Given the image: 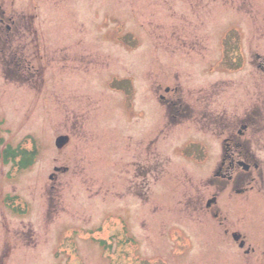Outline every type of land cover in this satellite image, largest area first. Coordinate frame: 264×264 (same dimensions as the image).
<instances>
[{"label": "rangeland", "instance_id": "374dc122", "mask_svg": "<svg viewBox=\"0 0 264 264\" xmlns=\"http://www.w3.org/2000/svg\"><path fill=\"white\" fill-rule=\"evenodd\" d=\"M0 11L1 147L36 151L22 170L0 161V264H264L260 207L241 223L254 255L184 211L201 195L183 181L206 164L175 147L181 127L157 102L169 87L195 109L211 82L216 109L264 99V0H0Z\"/></svg>", "mask_w": 264, "mask_h": 264}, {"label": "flooded vegetation", "instance_id": "af4514ba", "mask_svg": "<svg viewBox=\"0 0 264 264\" xmlns=\"http://www.w3.org/2000/svg\"><path fill=\"white\" fill-rule=\"evenodd\" d=\"M1 14L4 15L3 11H0ZM1 24L10 29L0 18ZM257 69L264 75L263 63ZM188 72L192 77L193 72ZM209 85V93L200 92L195 98V103L199 104L195 109L193 98L183 101L172 98L171 93L175 89L167 87L164 90L166 96H159V103L162 104V101L166 106V127H181V134L175 137V147L180 145L183 151L195 148L200 155L193 162L202 166L206 164L201 172L193 173L198 181H183L187 191H194L199 185L194 193L201 195L199 203L191 196L186 198L184 211L190 205V210L199 217L196 224L215 225L216 230H221L238 250L247 247L244 254L254 255V242L248 240L241 223L252 212V207H260V212L264 214V150L259 146L264 137V99L259 98L252 104L237 99L236 103L243 106L244 113L233 102L227 106L228 110L224 106H217L216 109L213 106L216 105L214 96L217 89L215 83ZM54 86H58L57 83ZM184 194L187 196L189 193ZM119 213L121 211L117 215ZM180 219L183 220L182 217ZM132 264L141 263L135 261Z\"/></svg>", "mask_w": 264, "mask_h": 264}, {"label": "trees", "instance_id": "16d2710c", "mask_svg": "<svg viewBox=\"0 0 264 264\" xmlns=\"http://www.w3.org/2000/svg\"><path fill=\"white\" fill-rule=\"evenodd\" d=\"M0 141V145H1ZM8 155H11V161L13 163H16L18 168L25 169L26 167L30 166L35 157L34 152H28L26 150H11L5 153V156L8 157Z\"/></svg>", "mask_w": 264, "mask_h": 264}, {"label": "water", "instance_id": "95a60500", "mask_svg": "<svg viewBox=\"0 0 264 264\" xmlns=\"http://www.w3.org/2000/svg\"><path fill=\"white\" fill-rule=\"evenodd\" d=\"M57 143L59 144V143H60V140H59V141H57Z\"/></svg>", "mask_w": 264, "mask_h": 264}]
</instances>
